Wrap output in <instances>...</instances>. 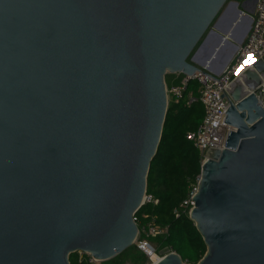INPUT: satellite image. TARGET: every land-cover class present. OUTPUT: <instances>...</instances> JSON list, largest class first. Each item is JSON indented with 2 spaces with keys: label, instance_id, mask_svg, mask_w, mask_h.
Listing matches in <instances>:
<instances>
[{
  "label": "water",
  "instance_id": "1",
  "mask_svg": "<svg viewBox=\"0 0 264 264\" xmlns=\"http://www.w3.org/2000/svg\"><path fill=\"white\" fill-rule=\"evenodd\" d=\"M227 2L0 0V264H71L77 251L104 261L135 243L165 75L199 69ZM261 73L264 58L244 75ZM242 88L230 93L235 130L204 153L196 264H264V91ZM158 253L155 264H190Z\"/></svg>",
  "mask_w": 264,
  "mask_h": 264
},
{
  "label": "trees",
  "instance_id": "2",
  "mask_svg": "<svg viewBox=\"0 0 264 264\" xmlns=\"http://www.w3.org/2000/svg\"><path fill=\"white\" fill-rule=\"evenodd\" d=\"M191 88L197 92L196 86ZM204 117V107L200 101L186 105L185 101H171L163 125L161 141L153 157L147 176V193L158 199V203H147L137 211L142 223L155 217L160 227H167V233L151 237L157 250L164 247L179 253L183 261L196 264L207 251L206 243L187 210L176 208L187 196L189 186L200 174L202 154L187 138L189 131L195 130ZM147 216V217H146ZM127 259L130 264H148V256L138 249L136 243L101 264H122ZM71 264H85L78 252L70 255Z\"/></svg>",
  "mask_w": 264,
  "mask_h": 264
},
{
  "label": "built area",
  "instance_id": "3",
  "mask_svg": "<svg viewBox=\"0 0 264 264\" xmlns=\"http://www.w3.org/2000/svg\"><path fill=\"white\" fill-rule=\"evenodd\" d=\"M264 58V0H256V7L252 23L246 35V38L237 46L236 52L224 66L215 71L210 64L199 66L192 74L175 72L179 81L177 83L167 84L166 90L169 92V102L185 101L186 105L200 101L204 107V117L195 130L189 131L187 138L193 145L200 150L203 160H206L204 153L209 148L223 149L225 147L230 130L235 127L227 122V111L230 105V93L237 83H241L242 94L264 91V74L261 73V80L255 83L244 75L247 69H253V63L258 59ZM242 68H245L243 71ZM241 72V73H240ZM196 81L197 92L191 88L192 82ZM201 175L199 174L191 182L187 196L180 203V208L174 211L178 216L180 210H187L188 214L194 207V198L196 195ZM158 203V199L151 194L145 193L143 205L147 203ZM147 217V216H146ZM145 223L134 215V220L138 225V234L136 245L143 251L149 259L154 262V255L159 257L157 247L152 242L151 237L164 235L167 233V227H160L155 217H149ZM171 251L176 252L171 249ZM80 259L85 260V264H101L100 260L85 251H77ZM187 263V262H185Z\"/></svg>",
  "mask_w": 264,
  "mask_h": 264
},
{
  "label": "crops",
  "instance_id": "4",
  "mask_svg": "<svg viewBox=\"0 0 264 264\" xmlns=\"http://www.w3.org/2000/svg\"><path fill=\"white\" fill-rule=\"evenodd\" d=\"M232 1H235L236 4L227 5V9L224 10L221 16L217 19V21L221 20V18L225 15V13L228 11V9L231 6L234 5L240 7L239 14L236 13L235 18L232 19L229 26L228 27L211 26V28L213 27V30L216 31L214 33L218 34L217 35L218 39L216 40V43L213 45L214 47H216V53L214 54L211 53V49L213 47L212 46L206 54L202 56H198V61H199L198 64L202 66L203 65L202 62L204 61L209 62L210 60L211 68L214 69L215 71L220 70L224 66L227 60V58H225V54L229 53V51L232 52L235 51V49L237 48L235 43L239 44L246 38L247 32L252 23V19L255 13L256 0H232ZM222 35L226 39L218 42L219 37ZM168 81H170V83ZM178 81H179V77L176 73H167L165 75L166 83L172 84V83H177Z\"/></svg>",
  "mask_w": 264,
  "mask_h": 264
},
{
  "label": "rangeland",
  "instance_id": "5",
  "mask_svg": "<svg viewBox=\"0 0 264 264\" xmlns=\"http://www.w3.org/2000/svg\"><path fill=\"white\" fill-rule=\"evenodd\" d=\"M227 5H228V3L226 4L225 3V5L223 6V8H222V10H221V14H222V12L224 11V10H226L227 9ZM240 9V7H237V6H231L229 9H228V11L225 13V15L221 18V20H218V21H216L217 23H218V26H221V27H228L229 26V24H230V22L232 21V19L233 18H235V15H236V13H237V10H239ZM220 14V15H221ZM216 24V23H215ZM215 24L213 25V26H215ZM216 27V26H215ZM213 28V27H212ZM214 32H216V31H214ZM248 33V32H247ZM207 35V34H206ZM206 35H204V38L206 37ZM218 34H216V33H214V34H212L211 36H209V38L207 39V42L203 45V47L201 48V50H200V52L198 53V56H202V55H204V54H206L209 50H210V48L216 43V40L218 39V36H217ZM203 38V39H204ZM202 39V40H203ZM235 43V42H234ZM236 44V46H238L239 44H237V43H235ZM237 49V48H236ZM236 49H235V51H229V53H227V54H225V58H227V59H231L232 58V56L234 55V53L236 52ZM223 58V57H222ZM228 60V61H229ZM228 61H226L225 63H227ZM198 66H201L200 64H198V63H196ZM169 83H170V81H168ZM169 83H167V84H169ZM192 85H195V86H198V84H197V82L196 81H193L192 83H191ZM156 246V245H155ZM157 251H159V250H157ZM157 259H159L158 258V256L157 257H155L154 258V262L157 260ZM102 263V262H101ZM122 264H130V260L129 259H127L125 262H123ZM148 264H153V262L151 261V259H148Z\"/></svg>",
  "mask_w": 264,
  "mask_h": 264
},
{
  "label": "bare ground",
  "instance_id": "6",
  "mask_svg": "<svg viewBox=\"0 0 264 264\" xmlns=\"http://www.w3.org/2000/svg\"><path fill=\"white\" fill-rule=\"evenodd\" d=\"M240 12V11H239ZM229 36V35H228ZM237 47V46H236ZM218 54V53H217ZM227 60H229V59H227ZM226 60V61H227ZM245 68H242V70L241 71H243ZM241 73V72H240ZM155 257H157V255H154V257L153 258H155ZM159 259H157L156 261H155V263L158 261Z\"/></svg>",
  "mask_w": 264,
  "mask_h": 264
}]
</instances>
